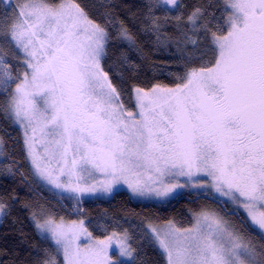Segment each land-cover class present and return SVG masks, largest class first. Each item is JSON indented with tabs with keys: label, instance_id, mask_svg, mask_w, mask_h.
I'll return each mask as SVG.
<instances>
[{
	"label": "snow or ice",
	"instance_id": "snow-or-ice-1",
	"mask_svg": "<svg viewBox=\"0 0 264 264\" xmlns=\"http://www.w3.org/2000/svg\"><path fill=\"white\" fill-rule=\"evenodd\" d=\"M99 7V20L80 0H19L0 12V118L21 132L33 174L71 194L77 212L85 197L119 185L137 199L195 188L226 198L237 220L201 211L185 228L128 213L106 221L100 238L83 219L66 223L25 202L42 238L27 264H150L146 247L164 264H264V0H142L140 30L158 48L175 45L182 74L174 87L133 86L135 112L112 77L136 72L128 53L143 48L121 5ZM0 132L8 158L10 133ZM16 165L0 175L23 176ZM96 172L105 179L91 182ZM16 203L0 193V218ZM8 264L25 262L13 253Z\"/></svg>",
	"mask_w": 264,
	"mask_h": 264
},
{
	"label": "trees",
	"instance_id": "trees-1",
	"mask_svg": "<svg viewBox=\"0 0 264 264\" xmlns=\"http://www.w3.org/2000/svg\"><path fill=\"white\" fill-rule=\"evenodd\" d=\"M80 2L82 5H87L90 13L99 20L104 12V9L100 8L99 5L109 2V0H80ZM111 2L121 5V7L115 9L116 13L121 19H125L132 32L136 34L138 43L143 48L142 56L136 52L128 53L133 57L132 62L137 65L136 72L122 73L120 78L115 75L112 77L117 87L124 90L125 106L132 108L134 105L129 97L133 86L147 88L156 83L169 87L175 86L176 77L182 74V62L175 58V45L168 48H158L152 43L154 37L140 30L142 22L139 9L136 6L142 0H111ZM182 2L185 5H193L197 3V0H182ZM129 8L137 13L135 18L128 12ZM4 9L3 2L0 0V12ZM169 35L174 36V33L169 32ZM122 50L127 51L126 48ZM0 129H7L10 133V137H6L7 143L5 145L7 162L10 163L11 160H15L17 162L16 167H19L23 172V176L19 173L14 176L0 175V193L15 194L19 200V203L15 204L12 214L0 222V251H6L9 254L8 257L0 255V264H8L13 253L27 264V261L31 258L29 253L32 247L41 245L42 238L29 219L30 212L22 209L25 202H31L40 207L44 205L58 207L59 214L69 218L82 216L86 220L89 231L100 238L105 234L104 227H108L106 221L119 219L128 213L159 217L158 221L173 220L178 226L187 227L192 224L195 212L205 209L206 205H216L215 202L209 199H197L192 194L178 196L167 204L142 203L134 201L126 191L120 190L115 192L108 200L98 199L84 202L80 205L81 211H74L75 207L70 208V203L64 199L54 198L34 177L30 164L25 158L23 139L18 128L9 127L0 118ZM0 135H3V133L0 132ZM240 215L243 216L241 213ZM14 220H19L21 223H14ZM18 228L23 229V237L17 231ZM117 231L119 230L117 229ZM44 246L47 247L48 244H44ZM145 253L146 255L142 259L149 261L150 264H164V258L157 249L146 247Z\"/></svg>",
	"mask_w": 264,
	"mask_h": 264
},
{
	"label": "rangeland",
	"instance_id": "rangeland-1",
	"mask_svg": "<svg viewBox=\"0 0 264 264\" xmlns=\"http://www.w3.org/2000/svg\"><path fill=\"white\" fill-rule=\"evenodd\" d=\"M3 2V5L4 7L6 8L10 3L11 4H17L19 3V0H2ZM171 87H174V86H171ZM128 108V107H127ZM130 110H132L133 112L136 111V108L135 107H132V108H129ZM29 162V161H28ZM8 163L6 158L5 157H0V168H2L4 166V164ZM30 164V162H29ZM30 167L32 169V172H33V168H32V165L30 164ZM34 177L37 179V181L54 197V198H61V199H64L66 200L68 203H70V208L72 207H76V201L73 200V199H70V198H66L68 196H70L71 194L69 193H63L61 192V190H56L54 189L52 186H49L47 184H45L40 177L34 175ZM105 179V176L103 173L101 172H96L95 173V180L91 181L93 183L97 182V181H102ZM99 187V185H98ZM120 190H123V191H126L130 196L131 198L136 201V202H142V203H155V204H167V203H170L172 200H174L175 198H177L178 196L182 195V194H197V195H206V196H210L220 202H222V200H225L226 198H221L219 197L218 194H216L214 192V190L212 192H208V193H204L203 190H199V189H195V188H183V189H178L177 192L166 198V199H161V198H156V199H137V198H134L132 197V195L130 194V190L127 188L126 185H119L117 186L116 188H114L113 192L112 193H103L102 191H98L97 193L89 196V197H85L83 200H82V203L83 204L84 202H88V201H94V200H108L112 197V195L117 192V191H120ZM52 203V202H51ZM56 203V202H54ZM230 209H232V206L231 205H227ZM41 209H44V210H49V211H52L56 214V216L58 217H62L63 220L66 222V223H71L72 221H79L81 219L84 220L85 222V225H86V220L84 217L82 216H78L76 218H69L65 215H62V214H59V208L58 207H53L51 205H44L40 208H37L35 209V211H40ZM69 210V209H68ZM201 211H206V212H212V211H215V212H218L220 215H225L222 211H220L217 207L213 206V205H206V208L201 210ZM200 211V212H201ZM76 213V212H75ZM195 213H199V212H195ZM240 213L242 215H244L243 211L240 210ZM226 218H229L233 221H236L237 219L236 218H232V217H228L227 215H225ZM2 218H0V222H1ZM164 221H167V220H164ZM164 221L160 220V221H157V223H159L161 226H164ZM175 222V221H174ZM193 222H194V215H193ZM192 222V224H193ZM191 224V225H192ZM190 225V226H191ZM87 226V225H86ZM178 226V225H177ZM190 226H187V227H190ZM185 227V228H187ZM255 234V233H253ZM103 238V237H102ZM84 240L83 237H81V240L79 241L80 243H82ZM116 247L115 243L113 244V249ZM112 249H110V254L112 253ZM60 259L62 260V256L60 257Z\"/></svg>",
	"mask_w": 264,
	"mask_h": 264
},
{
	"label": "flooded vegetation",
	"instance_id": "flooded-vegetation-1",
	"mask_svg": "<svg viewBox=\"0 0 264 264\" xmlns=\"http://www.w3.org/2000/svg\"><path fill=\"white\" fill-rule=\"evenodd\" d=\"M188 193H186V194H182V195H187ZM182 195H180V196H182ZM193 196H195V198H197V194H192ZM198 199V198H197ZM206 199H208V198H206ZM210 201H213V200H211V199H209ZM213 202H215V201H213ZM215 207H217L220 211H222L225 215H226V213H225V207H223L222 205H220V204H218V202H215ZM214 206V205H213ZM225 206V205H224ZM227 211L228 212H231L232 211V209H230L228 206H227ZM232 218H236L237 219V217L236 216H231Z\"/></svg>",
	"mask_w": 264,
	"mask_h": 264
},
{
	"label": "water",
	"instance_id": "water-1",
	"mask_svg": "<svg viewBox=\"0 0 264 264\" xmlns=\"http://www.w3.org/2000/svg\"><path fill=\"white\" fill-rule=\"evenodd\" d=\"M197 198H208V199H211V200H213V201H215V202H218V204H220V205H222L223 207H225L224 204H223L222 202H220V201H218V200H216V199H214V198H212V197H210V196H206V195H198Z\"/></svg>",
	"mask_w": 264,
	"mask_h": 264
}]
</instances>
